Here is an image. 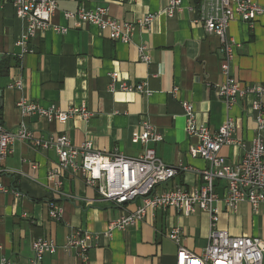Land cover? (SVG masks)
<instances>
[{
	"label": "crops",
	"instance_id": "0c3cea01",
	"mask_svg": "<svg viewBox=\"0 0 264 264\" xmlns=\"http://www.w3.org/2000/svg\"><path fill=\"white\" fill-rule=\"evenodd\" d=\"M253 1L264 6V0ZM56 2L52 24L68 27V32H38L27 41L26 51L19 44L25 22L10 2L0 6V120L7 129L26 123L36 137L66 134L77 146L91 141L104 155L116 152L136 158L145 149L137 138L143 123L148 122L164 138L149 145L156 156L169 166L188 169L158 190L191 189L200 182L196 172L208 163L189 154L196 140L185 132L181 102L186 101L194 105L198 122L212 131L228 118L235 120V143L225 146L221 154L233 165L241 160L255 137V122L246 114L252 98L246 97L229 109L217 99L215 86L223 81L221 42L206 32L198 0H182L172 17L165 14L170 0ZM97 7L107 8L111 18L123 22H136L149 14L157 17L148 31L136 29L129 44L111 40L95 26L73 29L72 21L63 17V12ZM229 38L234 46V78L244 84L264 83V15L252 25L234 20ZM140 46L145 47L149 63L140 60ZM113 73L119 75L114 91L110 88ZM18 80L21 89L12 88ZM122 81L145 82L150 95L122 92ZM23 98L59 111L83 106L93 116L87 122L75 117L64 125L37 116L24 117L16 107ZM12 150L1 165V181L9 191L0 196V257L8 261L30 264L32 244L39 237L52 240L57 247L42 264H176L178 245L167 236L171 229L180 230V244L193 254L201 255L208 245L210 215L196 211L186 216L173 207L155 214L148 210L141 222L104 235L110 222L135 211L138 202L119 206L104 201L79 175L71 174H63V187L57 192L48 180L58 163L53 148L42 151L17 141ZM219 185L222 198L224 184ZM50 203L62 209L61 219H50ZM216 207L221 230L234 237L264 241V202L257 208L241 202L233 213L225 210L221 200ZM78 231L97 236L84 255L65 249L69 236Z\"/></svg>",
	"mask_w": 264,
	"mask_h": 264
},
{
	"label": "built area",
	"instance_id": "2783aa9c",
	"mask_svg": "<svg viewBox=\"0 0 264 264\" xmlns=\"http://www.w3.org/2000/svg\"><path fill=\"white\" fill-rule=\"evenodd\" d=\"M10 2L16 10L19 19L25 22V32L19 42L26 51L27 41L36 33L46 30L60 34L68 32V27L52 24V17L58 10L56 0H0V6ZM199 9L208 34L220 39V72L222 83L215 86V95L229 109L246 97H251L250 108L246 111L255 122V137L251 147L244 153L237 164H230L221 154V150L235 143L234 134L237 125L233 118H228L217 131H212L208 125L197 120L194 105L182 101L181 107L185 117V132L189 138L196 140L189 149L192 158H201L208 167L199 170L200 182L196 187L186 189L175 187L164 191L158 187L173 180L187 168L169 166L156 156L150 144L164 140L163 136L153 126L144 122L138 141L145 147L140 156L131 158L120 153L104 155L93 148L91 141L80 146L72 143L66 135H47L36 137L26 123H21L15 130L7 129L0 122V196L9 190L1 181L3 161L12 153L14 142H25L33 148L48 151L53 148L57 154L58 163L48 175L57 192H61L63 174L82 178L85 184L94 188L104 201L125 206L138 202L133 212H128L112 221L104 235L110 236L114 230H125L127 227L141 222L148 210L153 214L175 208L186 216L196 211L207 212L211 218V231L208 245L201 255L193 254L180 244V230L171 229L168 238L177 245L176 264H264V241L259 238L234 237L218 227L219 209L216 204L221 200L225 210L233 213L239 203L248 202L257 208L264 202V83L244 84L232 74L234 60L233 44L229 38V27L234 20L252 25L258 17L264 15V6L253 0H198ZM182 0H170L165 14L172 17L179 11ZM66 20L72 21L73 29L84 26H95L104 32L108 38L122 44H129L136 29L148 31L157 17L155 14L145 15L136 22H123L109 16L104 7L95 9H79L63 12ZM145 47L138 48L141 61L150 62L144 55ZM119 75H110V88L116 89ZM12 88L21 89L20 80ZM122 92H135L150 95L145 82L130 84L122 81L119 84ZM176 92V90H175ZM17 109L24 117L37 116L46 122L67 124L75 117H81L87 122L93 114L85 107H70L67 111H59L52 107L45 109L39 104L20 99ZM223 183V196H219V184ZM62 209L55 203H50V219H61ZM97 239L88 232H74L67 241V251L76 250L84 255L91 242ZM56 244L45 237L37 238L33 244V257L30 264H42L46 255L56 253ZM0 264H16L0 257Z\"/></svg>",
	"mask_w": 264,
	"mask_h": 264
},
{
	"label": "water",
	"instance_id": "95a60500",
	"mask_svg": "<svg viewBox=\"0 0 264 264\" xmlns=\"http://www.w3.org/2000/svg\"><path fill=\"white\" fill-rule=\"evenodd\" d=\"M3 90L0 89V108L2 107L3 105Z\"/></svg>",
	"mask_w": 264,
	"mask_h": 264
},
{
	"label": "trees",
	"instance_id": "16d2710c",
	"mask_svg": "<svg viewBox=\"0 0 264 264\" xmlns=\"http://www.w3.org/2000/svg\"><path fill=\"white\" fill-rule=\"evenodd\" d=\"M0 122H1V120H0Z\"/></svg>",
	"mask_w": 264,
	"mask_h": 264
}]
</instances>
